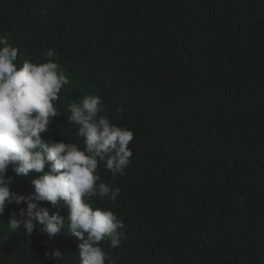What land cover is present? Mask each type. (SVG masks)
Returning a JSON list of instances; mask_svg holds the SVG:
<instances>
[{
  "label": "trees",
  "instance_id": "obj_1",
  "mask_svg": "<svg viewBox=\"0 0 264 264\" xmlns=\"http://www.w3.org/2000/svg\"><path fill=\"white\" fill-rule=\"evenodd\" d=\"M0 36L18 67L54 50L69 80L42 138L83 149L67 108L88 94L134 134L123 175L97 168L120 193L92 206L124 225L118 247L101 242L106 264H264V0H0ZM7 175L28 195L39 174ZM20 208L0 216V264H81L67 220L12 232Z\"/></svg>",
  "mask_w": 264,
  "mask_h": 264
},
{
  "label": "clouds",
  "instance_id": "obj_2",
  "mask_svg": "<svg viewBox=\"0 0 264 264\" xmlns=\"http://www.w3.org/2000/svg\"><path fill=\"white\" fill-rule=\"evenodd\" d=\"M54 50H48L47 62L25 60L17 66L18 49L0 36V216L6 205L26 204L11 212L7 224L12 232L23 229L30 234L37 228L53 237L67 227L77 238L81 264H106L107 254L101 242L120 245L119 229L123 222L111 209L93 208V197L115 201L120 193L101 181L97 173L104 162L113 177L123 175L132 152L128 145L132 131L113 124L104 112L102 98L84 95L79 102L68 105L67 121L78 125V135L84 148L75 143L42 138L53 119L60 116L54 102L68 78L55 62ZM120 110L117 109V119ZM39 174L32 179V193L11 190L13 178ZM38 202H49L67 210V217L51 212ZM49 259L61 256L56 250L46 252Z\"/></svg>",
  "mask_w": 264,
  "mask_h": 264
}]
</instances>
